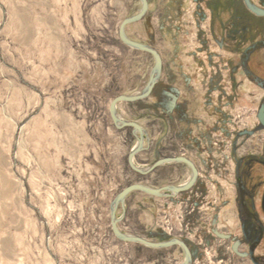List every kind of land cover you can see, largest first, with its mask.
<instances>
[{
    "label": "rangeland",
    "instance_id": "374dc122",
    "mask_svg": "<svg viewBox=\"0 0 264 264\" xmlns=\"http://www.w3.org/2000/svg\"><path fill=\"white\" fill-rule=\"evenodd\" d=\"M150 3L145 19L129 25L127 34L162 53L163 81L150 98L120 103L118 111L148 133L149 148L137 156L138 166L186 156L200 176L192 190L174 199L131 194L120 228L154 242L186 241L193 222L194 233L210 231L215 209L232 203L235 165L229 151L220 157V133L209 134L219 120L204 106L200 77L217 72L219 60L190 56L201 47L192 10L178 12L170 0ZM140 8V0H0V264H183L180 247L123 243L111 228V204L126 187L181 186L191 176L184 164L135 173L128 156L137 139L132 129H116L110 116L112 100L141 92L155 64L152 55L119 38L123 20ZM223 55L227 63L229 51ZM173 72L182 89L175 86L166 95L187 101L188 115L200 125L168 119L162 110L157 120L154 92L169 86ZM188 78L197 88L191 96L183 88ZM263 95L246 83L232 115L254 114ZM241 124L245 128L247 119ZM232 207L218 215L217 231L225 229L224 220L231 222ZM123 214L120 208L118 217ZM221 245L230 244L214 238L213 249L196 253L193 264H220Z\"/></svg>",
    "mask_w": 264,
    "mask_h": 264
},
{
    "label": "flooded vegetation",
    "instance_id": "af4514ba",
    "mask_svg": "<svg viewBox=\"0 0 264 264\" xmlns=\"http://www.w3.org/2000/svg\"><path fill=\"white\" fill-rule=\"evenodd\" d=\"M170 3L178 12L193 11V23L198 27L197 37L201 36L198 39L201 47L190 56L195 59L205 57L210 61L219 60L217 72L204 76L207 79L199 76H202V89L207 95L205 109H213L212 118L219 120L214 124L217 125L216 128L213 126L209 134L220 133V139H217L220 141V157L225 151H229L228 159H232L235 165L233 176L231 173L229 175L232 176L231 182L235 187L232 203L225 202L215 209L217 214L211 230L203 233L205 236L194 233L196 222L193 221L196 215L191 214L193 223L190 224L194 227H188L186 242L193 252L203 253L213 249L214 238L220 239L230 244L221 245L217 249L220 264H264V118L263 121L259 119L262 110L264 114V95L257 111L246 118L236 117L231 111L246 83L264 92V0H170ZM213 46L216 51L212 49ZM224 51L230 53L227 63ZM178 78L176 72L170 73L169 86L158 85L155 90V103L159 109L157 120L161 121V115H164L160 112L162 110L168 119H180L184 123L200 125L194 115H188L187 101L176 100L175 107L172 105L173 98L166 95L167 90L173 91L175 86L179 88ZM192 82L189 79L183 86L185 93L190 96L197 91L195 86H191ZM216 93L219 95L214 101L212 98ZM252 115L253 119L250 117ZM244 119H247L248 124L240 129ZM222 164L224 161L220 162V171ZM189 202L192 204V200ZM230 205L233 206L234 215L231 222L224 220L225 229L219 232L216 229L219 230L220 226L218 215ZM232 220L234 223L231 225Z\"/></svg>",
    "mask_w": 264,
    "mask_h": 264
},
{
    "label": "water",
    "instance_id": "95a60500",
    "mask_svg": "<svg viewBox=\"0 0 264 264\" xmlns=\"http://www.w3.org/2000/svg\"><path fill=\"white\" fill-rule=\"evenodd\" d=\"M140 2L141 8L137 12V14L127 17L121 23L119 28V38L125 46L133 50L141 51L152 55L155 64L151 70L148 83L141 92L136 95H120L112 100L110 104V116L116 129H132V132L137 139V144L135 148L129 153L128 156V164L135 173L140 174L142 176H146L155 172L160 167L168 164H184L190 169L191 176L188 182L181 186L171 185L162 188H154L142 183H136L126 187L116 196V198L111 204V228L113 235L123 243L137 244L152 250H162L169 249L172 247H180L185 255V260L183 264H193L194 259L196 257V253L192 251L188 243L184 240H181L179 238H173L162 242H154L142 236L125 233L120 228V223L125 218L126 201L131 194L135 192H141L155 198L174 199L178 195L192 190L195 187V184L197 183L200 176V171L196 164L190 158L185 156L162 158L157 160L153 165L148 168H142L138 166L135 162L137 156L140 153L148 150L149 148L148 133L146 129L139 123L124 119L118 111V105L120 103H135L150 98L156 85L160 82L162 78L164 66L162 55L155 47L134 41L127 34V27L129 25L143 21L149 12V0H140ZM172 105H176V100H174ZM263 118L264 114L262 110L259 115V119L263 121ZM120 208H122L124 214L121 217H118V211Z\"/></svg>",
    "mask_w": 264,
    "mask_h": 264
},
{
    "label": "built area",
    "instance_id": "2783aa9c",
    "mask_svg": "<svg viewBox=\"0 0 264 264\" xmlns=\"http://www.w3.org/2000/svg\"><path fill=\"white\" fill-rule=\"evenodd\" d=\"M170 225V224H169ZM167 233L172 235V232H174V228H172L171 226H167L164 229Z\"/></svg>",
    "mask_w": 264,
    "mask_h": 264
},
{
    "label": "bare ground",
    "instance_id": "6f19581e",
    "mask_svg": "<svg viewBox=\"0 0 264 264\" xmlns=\"http://www.w3.org/2000/svg\"><path fill=\"white\" fill-rule=\"evenodd\" d=\"M167 158V157H166ZM195 261V260H194Z\"/></svg>",
    "mask_w": 264,
    "mask_h": 264
},
{
    "label": "crops",
    "instance_id": "0c3cea01",
    "mask_svg": "<svg viewBox=\"0 0 264 264\" xmlns=\"http://www.w3.org/2000/svg\"><path fill=\"white\" fill-rule=\"evenodd\" d=\"M161 50V49H160ZM162 54V53H161Z\"/></svg>",
    "mask_w": 264,
    "mask_h": 264
}]
</instances>
